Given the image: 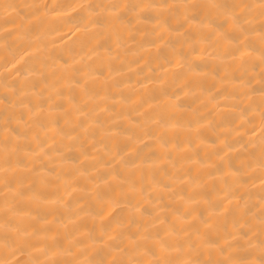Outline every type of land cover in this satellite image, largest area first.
<instances>
[{
	"label": "clouds",
	"instance_id": "obj_1",
	"mask_svg": "<svg viewBox=\"0 0 264 264\" xmlns=\"http://www.w3.org/2000/svg\"><path fill=\"white\" fill-rule=\"evenodd\" d=\"M0 264H264V0H0Z\"/></svg>",
	"mask_w": 264,
	"mask_h": 264
}]
</instances>
